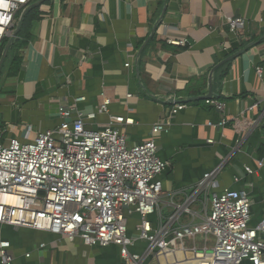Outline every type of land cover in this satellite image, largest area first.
Returning a JSON list of instances; mask_svg holds the SVG:
<instances>
[{
    "label": "crops",
    "instance_id": "1",
    "mask_svg": "<svg viewBox=\"0 0 264 264\" xmlns=\"http://www.w3.org/2000/svg\"><path fill=\"white\" fill-rule=\"evenodd\" d=\"M34 8L27 45L17 55L19 72L0 74L1 143H28L55 129L59 109L73 117L94 114L85 123L97 131L108 121L97 108L108 99L109 115L132 121L118 126L128 144L153 138L168 163L158 212L150 217L154 226L173 216L215 169L212 192L245 191L249 226L264 221V0H46ZM229 19L243 25L232 28ZM184 40L185 48L169 44ZM210 76L211 98H220L222 112L205 101L188 102L208 94ZM174 104L185 108L152 137ZM195 196L179 224L200 222L204 196ZM137 223V217L129 221V235ZM0 240L10 244L11 264L121 262L114 246L86 247L30 229L0 225ZM145 246L138 242L131 252L142 254ZM143 264L156 261L148 257ZM158 264L174 262L161 255Z\"/></svg>",
    "mask_w": 264,
    "mask_h": 264
},
{
    "label": "built area",
    "instance_id": "2",
    "mask_svg": "<svg viewBox=\"0 0 264 264\" xmlns=\"http://www.w3.org/2000/svg\"><path fill=\"white\" fill-rule=\"evenodd\" d=\"M32 1L0 0V45L12 37L17 13ZM242 22L228 20L232 28ZM169 44L188 46L186 40ZM256 75L261 77L260 68ZM205 103L224 109L215 100ZM109 104L102 99L97 108L96 114L108 115L97 131L85 123L94 114L73 117L72 110L59 109L62 122L55 129L38 132L28 143L0 142V225L79 240L86 247L114 246L120 264H143L148 257L158 264L161 254L174 264L189 263L184 258L192 254L199 256L196 264H264V221L249 226L251 202L245 191L212 192L218 187L219 169L205 174L194 195L167 221L152 224L150 217L158 212L162 195L160 177L168 163L158 157L153 138L129 145L118 126L132 121L109 115ZM184 108L174 104L166 119L152 127V137L166 131L170 118ZM246 172L252 173L249 168ZM195 194L204 196L203 216L198 223L181 225L179 218L190 215L186 204L195 200ZM133 217L138 223L129 235ZM138 242L146 245L142 254L131 252ZM9 248L8 241L0 240V264L12 263ZM177 255L184 257L180 260Z\"/></svg>",
    "mask_w": 264,
    "mask_h": 264
},
{
    "label": "trees",
    "instance_id": "3",
    "mask_svg": "<svg viewBox=\"0 0 264 264\" xmlns=\"http://www.w3.org/2000/svg\"><path fill=\"white\" fill-rule=\"evenodd\" d=\"M39 0H33L31 5L36 3ZM38 13V8L31 7L29 11L25 14V17L23 19L22 25L15 37V40L13 41L8 54L5 58L1 73L2 76L5 77H11L16 75L19 72L21 59L18 57V52L20 49L24 48L27 45V39H28V30L30 27V23L34 20ZM9 39H4L0 45V57L2 55V50H4L7 42ZM211 100L219 101L220 98L214 93ZM196 104V103H193Z\"/></svg>",
    "mask_w": 264,
    "mask_h": 264
},
{
    "label": "water",
    "instance_id": "4",
    "mask_svg": "<svg viewBox=\"0 0 264 264\" xmlns=\"http://www.w3.org/2000/svg\"><path fill=\"white\" fill-rule=\"evenodd\" d=\"M45 1H46V0H39V1H37L36 3H34V4L30 5V6H28L26 9H24L23 13H22L21 16L19 17V20H18V22H17V24H16V26H15V29H14V33H13V35H12L11 38H9V40H8V42H7V44H6L5 48H4V50H3V52H2V55H1V57H0V73H1V70H2V67H3V64H4V61H5V58H6L7 54H8V51H9V49H10V47H11L13 41L15 40V37H16V35H17V33H18V31H19L21 25H22V22H23V19H24V17H25V14L27 13V11H28L31 7H40ZM240 54H241V52H239L237 55H234V56H232V57H229L228 59H226V61H224V63H225V62L232 61L233 59H235L236 57H238ZM214 70H215V69H214ZM214 70L211 72V74H213ZM211 93H212V83H211V76H210L209 92H208V94H207L205 97H200V98H195V99H189L188 102H190V101H206V100H209V99H211V95H212Z\"/></svg>",
    "mask_w": 264,
    "mask_h": 264
},
{
    "label": "bare ground",
    "instance_id": "5",
    "mask_svg": "<svg viewBox=\"0 0 264 264\" xmlns=\"http://www.w3.org/2000/svg\"><path fill=\"white\" fill-rule=\"evenodd\" d=\"M161 255H158V257H160ZM163 256H165V255H163ZM177 257H178V259L181 260V259H183L182 257H184V256L182 255V257H181V255H177ZM166 258H167V256H166ZM198 258H199V256L192 254V255H185L184 259L189 260V263H187V264H196V262L198 261ZM168 259L171 260L169 257H168Z\"/></svg>",
    "mask_w": 264,
    "mask_h": 264
},
{
    "label": "rangeland",
    "instance_id": "6",
    "mask_svg": "<svg viewBox=\"0 0 264 264\" xmlns=\"http://www.w3.org/2000/svg\"><path fill=\"white\" fill-rule=\"evenodd\" d=\"M22 13H23V11H20V12L17 13V15H16V21L19 20V17L21 16ZM1 52H3V50ZM197 247H201V245L197 244Z\"/></svg>",
    "mask_w": 264,
    "mask_h": 264
}]
</instances>
